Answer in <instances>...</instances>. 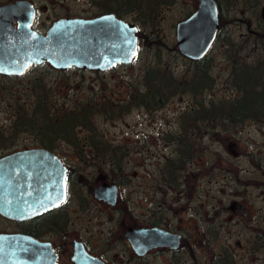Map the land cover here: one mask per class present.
<instances>
[{
  "label": "rangeland",
  "instance_id": "rangeland-1",
  "mask_svg": "<svg viewBox=\"0 0 264 264\" xmlns=\"http://www.w3.org/2000/svg\"><path fill=\"white\" fill-rule=\"evenodd\" d=\"M67 4L72 8L71 11L80 12L83 17H92L97 13L91 0H81V4L76 7L72 1ZM58 12L51 11V20ZM137 17L136 14H131L128 20L142 25L148 40L145 39L146 36L143 37L144 46L140 45L139 56L130 66L96 73L76 69L59 72L44 65L15 80L0 77V129L10 136L13 118L2 100V93L5 90L3 86L13 81V84H17L16 87L22 90L24 85L31 87L35 79L42 78L46 85L54 88L58 105L71 107L77 104L78 100L83 102L90 98L98 102L112 100L122 104L133 89L139 87L150 66L164 63L177 74L185 71L187 67H192L175 49V39L170 31L173 14L164 12V20L161 23H141ZM158 27L163 31L157 36L149 31ZM230 39L236 43L239 41V33ZM223 41H217L208 55L214 86L208 94L206 93L207 100L234 95V91L227 84L230 67ZM159 43L163 45L160 44L159 47ZM20 100L26 103L27 97L21 94ZM31 101L32 98L28 100V105ZM190 107V98L182 95L172 98L163 109L150 114L144 109L136 108L114 121H107L103 117L95 119L103 138L130 149L128 164L125 165L123 173L129 182L121 186L117 181L112 182L119 188L120 204H124L123 200H126L130 211L139 220L152 222L159 219L170 231L182 233L193 249V264H212L217 255L222 256L224 248H232L230 251L235 254L237 264H264L263 247L261 252L258 251L255 255L257 257L250 255L247 249L251 240H255L258 234L263 235L260 231H264V227L254 231L247 225L252 223V218L255 217L252 206L258 193L241 184L239 180L246 181L251 178L249 160L243 156L246 152L253 151L257 140H263L257 135L253 124L247 122L241 127L229 126L227 129L217 126L213 129L207 128L206 134L195 135L196 141H199L198 150L187 165L181 190H170L161 183L159 168L166 158L173 156L174 149L173 145L165 140L166 135L180 132V115ZM36 140L32 132L25 131L16 134L11 143L32 145ZM63 148L66 149V145H63ZM65 155L74 160L70 154ZM75 165L82 168L90 185L96 186L113 178L112 171L108 168L96 169ZM235 202L244 204L245 208L230 210ZM98 216V221L95 218L83 219L77 229H82V237L88 236L86 231L91 229L100 244L99 236L106 234L111 225H120L122 219L116 212L107 214L101 210ZM257 232L260 233L256 235ZM124 248L120 245L114 246L108 258L121 261V255L126 252ZM157 253L149 258L150 264H191L188 262L190 255L186 248L176 261L171 253Z\"/></svg>",
  "mask_w": 264,
  "mask_h": 264
},
{
  "label": "flooded vegetation",
  "instance_id": "flooded-vegetation-1",
  "mask_svg": "<svg viewBox=\"0 0 264 264\" xmlns=\"http://www.w3.org/2000/svg\"><path fill=\"white\" fill-rule=\"evenodd\" d=\"M68 1L74 2L75 7L81 4V0H0V6L17 4L11 15H8L11 18L9 22L11 29H19L22 21L23 25L27 26L28 20L32 15L33 21L30 29L41 35H46L52 25L60 20L95 19L103 15L112 14L120 20L129 22L128 17L131 14H136L141 23H158L159 21L161 23L164 20V12H170L173 14L170 31L175 39L176 50H178L176 47V36L179 25L191 19L204 6L202 0H91L97 9V13L92 17H83L80 12L71 11L72 8L68 6ZM212 2L214 3L217 16V39L214 45L217 41L224 40L221 38H231L238 32L239 41L234 44L237 63L240 65V73L241 65H247L249 67H262L261 72L264 74V0H212ZM52 10L59 12L51 20ZM209 15L211 14L209 13ZM43 16H45L44 19H42ZM133 22L129 23L134 24L138 28V32L146 36L142 25H138L135 21ZM205 27H208L207 22L196 21L187 34H204L206 32ZM145 31L147 30L145 29ZM149 31L157 36L163 30L158 27ZM223 42L225 43L227 55L228 46L225 40ZM44 65L50 66L47 62H44L38 66L34 65L31 70ZM123 66L120 65L116 69ZM0 77L5 76L0 75ZM237 96H241V93H238ZM258 114L256 118L248 121V123L253 124L257 135L259 134L263 140L260 142L257 140L253 151L246 152L243 156L249 160L251 178L246 181L239 179L241 184L251 187L258 193L255 204L252 206L255 217L252 218V223L247 224L254 231L260 228L263 229L264 227V109L259 111ZM245 123L236 126L241 127ZM190 125L194 127L193 123ZM210 126L207 123H203L197 126L201 127L200 130L196 128L189 130L195 132L192 136L193 141L195 135L206 134L207 128H212ZM195 143L198 144L199 141H195ZM63 145H66V149L63 148ZM69 145L67 142H62L57 150L51 151L40 146L38 142L32 145L21 146L20 142H15L14 144L7 142L4 145L0 141V159L20 151L43 149L55 154L67 168L66 198L58 206L49 210L39 211L35 214L36 208L39 209L40 206L36 205L34 193L32 192L31 197L28 196L26 204L20 202L19 199L16 200V204L14 205L16 212L11 216L4 214L0 209V264H97L92 258L104 264H150L149 258L158 254L157 251L171 253V256L176 261L185 248L182 246L185 240L183 234L172 232L168 227L148 225L145 223L147 220L137 219L130 211L126 200H123L124 204H120L121 195L119 188L115 204L112 205L108 201L109 199H106L107 196L104 199V195H101V199H98L94 195V188L100 184H109L110 182H102L96 186L88 184V178L83 173H79L81 167L75 164L86 165L92 163L95 159L92 157L73 156V151ZM4 146L6 151H4ZM239 150L241 156V148ZM65 154H70L74 160H71ZM237 208L244 209L245 206L244 204L241 205L235 202L230 210L233 211ZM99 210L107 214L116 212L119 214L120 219H122L120 225L119 223L111 225L106 234L102 233L99 236L101 240L100 244L97 241V236L92 233L91 229L86 231L88 234L86 237L80 236L82 234L81 228L77 229V226L85 218L89 220L95 218L98 221ZM146 227H158L180 235L181 246L179 250L181 251L174 253L176 251H171L170 249H155L142 256L136 254L126 234L130 230ZM260 232L263 235L258 234ZM260 232L256 233V235L258 234L256 239L251 240L250 246L247 248L250 255L255 256L258 253V244L264 247V231ZM79 244L82 245L88 255L84 256L81 254V260H77L80 259L77 257L78 251L82 252V249L78 246ZM117 245L125 247L126 252L121 255V261L119 259L112 261L108 258V255L111 249ZM189 247L191 246L187 243L186 249L190 255L188 262L193 264L194 253L189 252ZM230 249L232 251V248H224L231 255L233 263L237 264L236 256Z\"/></svg>",
  "mask_w": 264,
  "mask_h": 264
},
{
  "label": "trees",
  "instance_id": "trees-1",
  "mask_svg": "<svg viewBox=\"0 0 264 264\" xmlns=\"http://www.w3.org/2000/svg\"><path fill=\"white\" fill-rule=\"evenodd\" d=\"M143 37L140 32L141 46H144ZM221 39H224L228 46L226 56L230 75L227 80L229 83H226L234 91L233 96L207 100V94L214 86L208 56L200 61H191L182 56L192 67H187L180 74L175 73L164 63L155 67L150 66L139 87L134 88L122 104L112 100L98 102L90 98L83 102L78 100L77 104L71 107L58 105L54 88L46 85L42 78L35 79L31 87L24 85L22 90L16 87L17 84H13V81L3 86L5 90L2 93V100L13 118L12 129L10 136L0 129V141L5 145L7 142H12L16 134L26 131L32 132L39 145L47 150L55 151L62 142H67L70 144L73 156L94 158L95 161L86 166L96 169L108 168L113 175L108 182L117 181L121 186L129 182L123 173L125 165L128 164L130 149L103 138L95 119L103 117L107 121H114L136 108L144 109L150 114L163 109L172 98L186 95L191 100L189 108L191 110L188 109L180 115V132L166 135L165 140L173 145V156L166 158L159 168L162 185L170 190L179 191L187 165L198 150L196 139L193 141L192 138L195 132L189 130L193 128L200 130L201 127L197 126L203 123L211 125L212 129L216 126L227 129L229 126L251 121L264 109L262 67L241 65L240 73L235 44L230 38ZM6 79L15 80L13 77ZM238 93H241V96L238 97ZM21 94L27 97L26 103L20 100ZM30 95L33 101L28 105ZM191 123L194 127L190 125ZM79 171L83 173L82 168ZM145 223L166 227L159 219ZM258 245L261 252L262 246ZM182 246L187 247L185 240ZM189 252L193 253L191 247ZM231 259V255L223 249L222 256L217 255L212 264H235Z\"/></svg>",
  "mask_w": 264,
  "mask_h": 264
},
{
  "label": "water",
  "instance_id": "water-1",
  "mask_svg": "<svg viewBox=\"0 0 264 264\" xmlns=\"http://www.w3.org/2000/svg\"><path fill=\"white\" fill-rule=\"evenodd\" d=\"M203 7L188 21L179 25L176 36L178 52L191 61L204 59L217 39V16L212 0H202ZM17 4L0 6V75L22 77L34 65L47 62L53 69L65 71L87 69L105 72L120 65H132L139 54L138 28L114 15L95 19H70L55 22L46 35L27 26L11 29V12ZM206 7V9H204ZM210 8V9H209ZM212 8V9H211ZM211 15H209V13ZM30 13V12H29ZM9 15V16H8ZM205 21L204 34L188 35L196 21ZM67 168L52 152L43 149L25 150L0 159V208L4 214L15 213L16 200L27 203L34 193L39 211L49 210L64 202L67 190ZM94 195L113 205L118 187L103 183L93 190ZM31 197V196H30ZM2 199V200H1ZM133 251L142 256L155 249L178 251L181 236L158 227L130 230L126 234ZM77 257L88 256L81 244ZM90 258V257H89ZM97 264H104L95 258Z\"/></svg>",
  "mask_w": 264,
  "mask_h": 264
},
{
  "label": "bare ground",
  "instance_id": "bare-ground-1",
  "mask_svg": "<svg viewBox=\"0 0 264 264\" xmlns=\"http://www.w3.org/2000/svg\"><path fill=\"white\" fill-rule=\"evenodd\" d=\"M35 66H38V65H35ZM76 69V68H75ZM76 70H79V69H76ZM81 70H85V71H91V70H87V69H81ZM67 71V70H65ZM98 72V71H97ZM6 77V76H5Z\"/></svg>",
  "mask_w": 264,
  "mask_h": 264
}]
</instances>
